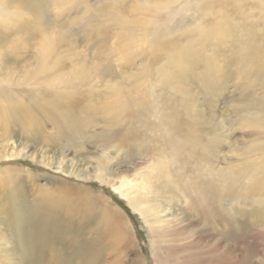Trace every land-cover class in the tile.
Here are the masks:
<instances>
[{"label":"rangeland","instance_id":"1","mask_svg":"<svg viewBox=\"0 0 264 264\" xmlns=\"http://www.w3.org/2000/svg\"><path fill=\"white\" fill-rule=\"evenodd\" d=\"M82 1L84 5L70 14L46 10L43 14L56 34L71 35L73 52L69 54L74 53L75 58H67L66 47L58 50L62 51L65 66L81 61L86 62L89 72L99 68L94 83L80 91L98 109L100 100L113 91L116 83L128 94L130 76H140L146 65L156 71L167 63L164 58H149L148 47L135 49L130 62L120 55L104 58L117 48L119 30L104 21L103 9L106 11L104 7L109 4L119 5L115 0ZM213 2L215 11L205 16L184 13L175 19L168 46L192 43L204 56L215 58H200L192 63L178 77L180 82L174 79L160 83L157 78L154 99L159 103L165 100L169 113L172 107L183 111L187 108L194 112L185 111L187 118L195 117L207 126L219 128L218 146L202 166L211 168L214 174L230 175L234 166L245 168L249 154L253 165L260 164L261 168L264 163V155L259 158L253 152L264 147V132L245 124L251 118H260L264 86L248 92L246 86L254 83L255 77L239 80L235 64L236 58H252L242 52L251 41L264 51V0ZM133 3L137 5L138 1L130 2L131 7ZM168 6L180 8L178 0H168ZM134 15L146 21L157 16L129 10L125 17L133 22ZM217 22L229 33L228 37L223 41L205 38L204 26L209 29ZM104 25L108 34L98 38ZM105 38L108 39L104 41ZM31 48L8 58H22L21 65L28 63L32 70L38 46ZM2 49L0 39V57L4 58ZM18 77L17 74L15 78ZM21 100L26 106L34 103L28 97ZM247 103L258 110L243 112ZM101 115L93 117L85 135L68 142L58 139V131L50 123L44 127L43 135H36L28 126L13 125L10 132L0 126V264H264V189L248 202L235 203L226 195L215 200L209 195L194 204L190 197L199 193L201 189L196 186L203 180L198 179L203 172L193 173L194 156H186L191 158L185 170H170L173 176L182 174L185 182L178 184L173 176L159 178L152 167L159 158L150 152L151 148L163 146L158 131L147 132L153 138L146 137L140 144L133 140L122 142L121 138L107 143L99 136L108 127L100 121ZM119 130L122 129L114 131ZM175 151L174 141L169 138L168 155ZM166 158L169 161L170 157ZM250 184V179H244L238 187L245 191ZM226 188L227 185L219 192L226 193ZM104 211L117 213L109 222L101 223L99 216ZM200 214L203 218L208 215L209 221Z\"/></svg>","mask_w":264,"mask_h":264},{"label":"bare ground","instance_id":"2","mask_svg":"<svg viewBox=\"0 0 264 264\" xmlns=\"http://www.w3.org/2000/svg\"><path fill=\"white\" fill-rule=\"evenodd\" d=\"M132 1L115 0L114 3L119 6L114 7L115 5L110 6L109 4L104 7L107 9L106 11L103 9L104 13L102 17L105 18L104 21H109L111 25L117 26V30H119L116 41L117 48L114 50L109 48L112 52L104 58L120 55L127 62H130L132 60L131 55L135 49L148 47L149 58H164L167 66L164 65L163 69L158 68L156 71H151L153 69L150 70V66L146 65V67H143L144 69L141 71L140 76H130L132 83L128 94H124L119 84L116 83L113 91L105 99L100 100V105L97 109L96 106L92 105L93 100L89 96L82 97L80 91L82 88L94 83L96 79L94 74L99 73V68L95 67L89 72L87 71L88 65H86V62L81 61L75 66H65V60L62 59L63 55H61L62 51L58 53V50H63V47H66L68 52L67 58L72 60L75 58L74 53L72 55L69 54V52H73L72 48H70L72 42L71 35L56 34L55 29L46 24L43 14L44 10L47 12L61 11L60 13L63 15L65 13L70 14L81 8L84 5L83 1L0 0V39L3 43L2 52L4 55V58L0 57V126H5V131L8 132H10L13 125L28 126L35 130L36 135H43L44 127L50 123L57 129L58 139L68 142L76 136L85 135L87 128H91L90 125L93 117L100 113L103 115V117L101 115L99 118L100 121L108 125L106 129H103L99 133L100 138L107 143L111 142V140L113 141L115 138H117L118 142V139L121 138L122 142L133 140L138 144L144 142V139L153 138L147 132L153 133L156 129L158 137L161 140L163 139V146L148 148L151 154L157 155L159 158L152 165L154 172L156 171V176L168 179L173 176L171 173L173 168L185 170L188 167V158L191 157L186 156H196L192 158L194 159L193 173L199 175L198 173L203 172V177L201 175L198 177V179L203 180L196 186V189H201L199 193L190 197L191 200H194V204H196V200L201 201L200 199L203 200L209 195H212L215 200L226 195L229 200L235 203H243L255 199L259 191L264 189V163L261 168L260 164L253 165L255 163L251 162V156L247 154V162L244 169H238L234 166L232 167L234 170H232L230 175L226 174V172H224L225 174L222 173L223 175L214 174L211 168H204L202 163L205 161V164L208 163L210 154L218 146L219 128L214 124L207 126L199 122L195 117L187 118L184 112L186 111L189 114L191 112L187 108H184L183 111L172 107L169 113L168 104H164L165 100H160L159 103L158 100L154 99L157 91L155 82L157 78L160 83H168L174 79H178L183 72L185 73L191 68L192 63L198 61L200 58H215V56H204L203 51L198 50L197 46L192 43L180 45L175 42L171 46H168V36L171 35L172 30L170 28L174 20L184 13L188 15V13L198 12L202 16H205L213 11V9L215 11L214 0H178L180 4V8L178 9L168 6V0H137L138 4L133 3L131 7L130 2ZM157 9L164 10V14H158L156 12L158 11ZM129 10L132 12L142 10L150 14L155 13L157 16L154 15L152 16V20L146 21V19H136L134 15L132 22L125 17ZM222 20L227 19L224 18ZM86 24H82L83 27ZM200 28V30L203 29L202 27ZM103 29V32L97 35L98 38L105 37L108 34V31L105 30L107 29L106 25H104ZM202 32V34H205V38L220 39L221 41L227 38V34H229L221 29L218 22L213 27L210 25L209 29H205L204 26ZM107 39L105 38L104 41ZM250 39L248 42H250ZM252 42L247 44L246 49L242 48V52L252 58H236L235 60L237 68L236 77L239 80L243 77L246 79L248 76L255 77L254 83L246 86L248 92L254 89V87L264 86V51L262 48L254 46ZM34 46H38V52L33 64L31 63L32 70L29 68L30 64L28 63L27 65H21L23 63L22 58H8L10 55H18L26 48H34ZM173 52L175 55H173ZM205 61L206 63H210V60ZM168 67L170 69H167ZM17 74L21 79L19 77L18 80L15 78ZM23 85L29 88L24 90L21 88L22 90H20L18 87ZM52 85L55 86L52 88ZM21 97L31 98L34 100V103L31 106H26ZM247 105L243 112H250L255 109L250 103H247ZM257 110L255 109V111ZM238 113H240L239 110H237ZM259 114L260 118H256L257 121H252L251 118L245 124L249 129L264 132V107L259 110ZM118 128L125 130V133L130 135L127 136L122 130L115 133L114 130ZM255 133L257 135L262 134L261 132ZM169 138L174 141L177 150L175 152L177 153H169L168 155ZM260 151L261 153H259ZM253 152L259 154V158H262L264 147H259ZM166 156L170 157L169 161ZM164 160L167 161L165 162ZM173 179L178 184L179 181L185 182L183 181L182 174L173 176ZM244 179H250L251 181V184L245 191L238 187L239 183ZM225 185H227L226 193L221 194L219 192L221 191L220 188ZM186 187L188 189L189 185ZM68 206H71V204ZM188 208L189 210L191 209L190 206ZM70 209L73 210L71 207ZM115 213L111 214L104 211V213H101L102 216H99L100 222H109L115 216ZM205 217H207V220L210 219L208 215ZM201 218H203L202 215Z\"/></svg>","mask_w":264,"mask_h":264}]
</instances>
